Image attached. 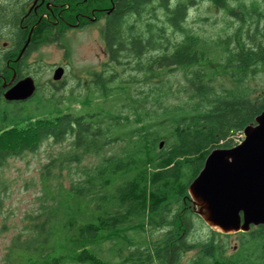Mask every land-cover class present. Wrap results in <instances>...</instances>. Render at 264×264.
Masks as SVG:
<instances>
[{
    "label": "trees",
    "instance_id": "trees-1",
    "mask_svg": "<svg viewBox=\"0 0 264 264\" xmlns=\"http://www.w3.org/2000/svg\"><path fill=\"white\" fill-rule=\"evenodd\" d=\"M30 1L0 2V39L4 29L10 32L11 47L0 55L7 78L12 76L9 60L18 51L23 79V62L39 47L57 42L54 32L63 37L59 26L65 31L45 4L30 11ZM50 1L65 2L69 13L78 5L75 0ZM208 1L226 14L224 0ZM235 1L242 14L233 8L227 14L238 20L239 30L233 37L209 39L186 25L188 5L195 0H118L101 29L108 61L95 74V99L109 101L100 111L55 107L36 116L24 103L0 95V169L11 158L37 152L48 140H70L74 153L68 159L75 163L78 155L100 156L113 145L121 147L97 166L82 168V177L69 187L58 188L55 205L13 239L4 264H181L191 251L198 252L193 264H264V226L240 232L241 244L230 254V235L220 241L223 234L212 230L206 241L188 239L200 219L189 186L213 150L235 147L237 136L264 112V94L255 99L248 90L217 93L213 88L219 74L240 81L264 60L263 38L254 27L256 4ZM100 5L111 7L110 0ZM118 68L130 72L126 80ZM178 70L192 92L190 101L163 106L171 94L165 91L168 83L157 79ZM140 82L149 84V93L132 95L130 85ZM127 96L123 106L131 115L116 114L113 105ZM149 229L165 232L153 240L147 237ZM106 243L114 245L112 258L119 261L103 255Z\"/></svg>",
    "mask_w": 264,
    "mask_h": 264
},
{
    "label": "rangeland",
    "instance_id": "rangeland-1",
    "mask_svg": "<svg viewBox=\"0 0 264 264\" xmlns=\"http://www.w3.org/2000/svg\"><path fill=\"white\" fill-rule=\"evenodd\" d=\"M174 2L176 0H172V3ZM245 2L247 5L255 3L264 9V0H245ZM88 3H90V8H93L94 0L88 1ZM234 7L236 5L232 2L230 8L234 9ZM80 9L79 5H76L71 10L70 13L73 16L69 17H71L72 23L77 20L76 16ZM187 11L186 25L205 38L233 37L240 28L236 18L228 15L227 12L225 14L208 0H195V2L189 3ZM104 24L105 20L101 18L97 23L86 26L84 29L65 28V31H62L63 37L54 32L53 38H57V42L45 44L33 51L23 62L22 73L25 74L24 77H33L38 89L30 100L18 103H24L23 105L29 109V112L36 116L46 114L55 107L62 108L63 111H67V107L72 111H77L81 107L96 111L102 110L103 104L109 100L99 96V100L96 101L97 89L94 85V74L101 72L104 64L108 61L101 34ZM9 33L7 29L2 31L0 55H3L11 47L6 39ZM4 43H7V46H4ZM58 67H63L65 73L61 80L55 81L57 85H54L52 84L53 77ZM118 72L124 80L129 77L128 70L123 71L122 68H118ZM8 76L6 80L10 82L12 76ZM236 79V77L219 74L213 82V88L217 93L223 90H248L251 97L255 99L262 96L264 94V63L254 66L245 79L240 81ZM157 80L168 83L165 91L171 94L169 98H164L163 106L179 105L187 102L188 99L190 101L192 92L181 71L167 73ZM130 86L132 95L139 91L144 92L145 95L150 91L149 84L146 83L140 82ZM87 98H91L92 101ZM127 98L128 96L124 100L123 98L117 99L119 101L113 105L116 114L120 112L124 115H131L130 110L123 106L125 102H128ZM2 102L0 100V105H3ZM239 136L241 134L237 136V140ZM120 148L113 145L100 156L78 155L79 163H75L68 159V156L74 153L70 140L62 144H55L52 140H48L35 153L9 159L6 166L0 169V264L5 263L11 243L21 230L29 226L33 227L34 218L55 205V191L58 188L69 187L72 181L82 177V168L89 169L97 166L104 156L120 153ZM78 153L76 151V154ZM164 232L165 230L152 231L149 229L146 234L153 240H159ZM221 234L223 236L220 241H223L226 238L224 233ZM212 235V229L200 218L195 219L193 230L188 239L189 242L195 243L206 241ZM228 235L230 236L227 238V248L228 254H230L238 250L242 235L240 233ZM113 249V244L106 243L103 255L112 258V255L115 254ZM125 253H121L122 257L126 255ZM197 256L198 252L196 251L187 252L184 254L181 264H193V259ZM111 261L117 262L119 258L115 255Z\"/></svg>",
    "mask_w": 264,
    "mask_h": 264
},
{
    "label": "water",
    "instance_id": "water-1",
    "mask_svg": "<svg viewBox=\"0 0 264 264\" xmlns=\"http://www.w3.org/2000/svg\"><path fill=\"white\" fill-rule=\"evenodd\" d=\"M64 73V68L56 69L54 81L61 80ZM36 91L35 79L27 76L8 89L4 99L25 102ZM244 137L233 148L213 150L189 186L195 214L212 230L227 235L264 226V112L245 128Z\"/></svg>",
    "mask_w": 264,
    "mask_h": 264
},
{
    "label": "flooded vegetation",
    "instance_id": "flooded-vegetation-1",
    "mask_svg": "<svg viewBox=\"0 0 264 264\" xmlns=\"http://www.w3.org/2000/svg\"><path fill=\"white\" fill-rule=\"evenodd\" d=\"M75 1H77L79 8H81L79 10V12L77 13V16H76L77 20H75V23H72V20H70L71 17H69V14L64 11L63 6H64L65 2L60 3V2H55V1L51 2L50 0H38L37 3H35V0H31L27 6H28V9L30 11L35 10V13H36L39 5L45 4V6L50 10L49 12L53 16V18L55 20V24H58L59 22L62 21L63 24H65V28L70 29V30H75V29L78 30V29H84L86 26L97 23L98 21L101 20V18H103L106 21V17H107V15H109L108 11H110L113 7H115L116 2L118 0H110L111 7H109V8L108 7H100L101 6L100 5L101 0H94L93 8H90V3H88V1H91V0H80V1L75 0ZM232 2H234V4L236 5V7H234V12L237 15H241L242 13L240 10V5H239L240 2L235 1V0H224V2L222 3L223 10H225L227 12L229 10L228 8H230V4ZM96 3H97V6H99V5L100 6L97 7ZM86 5L88 6L87 9L85 8ZM248 6H250V5H248ZM256 9H257L256 12L258 14V18L256 19V21L254 23V27L257 29L260 38L261 39L263 38V41L260 40V43L263 44L264 43V9L259 5L258 6L256 5ZM55 14H57V15H55ZM103 14H105V15H103ZM45 15L47 16V14H45ZM56 18H58V20H56ZM58 28L60 31L64 30V26H59ZM6 44L7 43H4L3 45L7 46ZM233 51L229 50L228 52H233ZM16 56L17 57H15L14 59L9 60V64H8V67H9V69H11V72H12V80L10 82L6 80L5 76H3V74L5 72H3V70H0V81H1L0 95H2L3 98H4V94L8 91V89H10L14 84H16L18 81L21 80L20 79L21 51H18V54ZM230 61H231V63H235L232 60H230ZM12 63L14 65V67H11ZM262 63H264V60L262 62H258V63L256 62L255 66L262 64ZM231 66H234V64H232ZM58 68H60V67H58ZM58 68H56V69H58ZM95 74H97V73H95ZM52 84L57 85V83H55V81L52 82ZM37 89H38V85H37Z\"/></svg>",
    "mask_w": 264,
    "mask_h": 264
},
{
    "label": "built area",
    "instance_id": "built-area-1",
    "mask_svg": "<svg viewBox=\"0 0 264 264\" xmlns=\"http://www.w3.org/2000/svg\"><path fill=\"white\" fill-rule=\"evenodd\" d=\"M244 138H245L244 134L242 133L241 136L238 137V140H236V146L238 144H241L243 142Z\"/></svg>",
    "mask_w": 264,
    "mask_h": 264
}]
</instances>
